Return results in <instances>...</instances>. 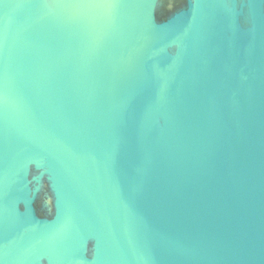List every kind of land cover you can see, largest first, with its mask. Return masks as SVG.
<instances>
[{
	"label": "water",
	"instance_id": "95a60500",
	"mask_svg": "<svg viewBox=\"0 0 264 264\" xmlns=\"http://www.w3.org/2000/svg\"><path fill=\"white\" fill-rule=\"evenodd\" d=\"M0 264H264V0H0Z\"/></svg>",
	"mask_w": 264,
	"mask_h": 264
}]
</instances>
